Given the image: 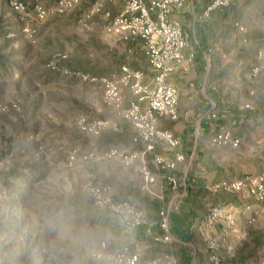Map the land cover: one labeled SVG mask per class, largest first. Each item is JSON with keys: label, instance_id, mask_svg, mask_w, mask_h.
Returning a JSON list of instances; mask_svg holds the SVG:
<instances>
[{"label": "rangeland", "instance_id": "obj_1", "mask_svg": "<svg viewBox=\"0 0 264 264\" xmlns=\"http://www.w3.org/2000/svg\"><path fill=\"white\" fill-rule=\"evenodd\" d=\"M20 1L29 8L56 2ZM79 13L40 21L0 0V264H124L123 249L135 247L143 260L162 258L149 251L160 243L140 231L144 224L128 227L126 212L105 204L107 198L129 201L140 210L142 201H150L155 187L144 181L141 167L145 163L154 172L151 154H142L144 145L132 140L133 128L99 84L47 67L59 53L66 55L61 65L67 69L118 75L121 64L133 68L123 48L141 52V43L113 46V34L91 29L88 18L78 23ZM134 58L143 63L140 55ZM134 99L123 87L121 109ZM97 122L103 126L92 128ZM111 148L119 156H108ZM228 250L215 254L219 264L232 258ZM253 250L257 263L248 257L239 264H264V248Z\"/></svg>", "mask_w": 264, "mask_h": 264}, {"label": "crops", "instance_id": "obj_2", "mask_svg": "<svg viewBox=\"0 0 264 264\" xmlns=\"http://www.w3.org/2000/svg\"><path fill=\"white\" fill-rule=\"evenodd\" d=\"M95 1L99 0H90L89 4ZM210 1L187 0L182 9L172 12L183 27L187 46L182 61L167 77L178 92L176 118L160 119L159 127L169 130L180 143L174 149L157 145L155 151L165 160L176 154L182 155V160L172 171L154 167V193L150 201L140 203L148 219V225L140 231L150 238L147 229L162 234L158 210L168 209L175 190L181 195L178 205L168 210L170 227L178 231L170 232L173 241L150 247L149 251L162 257L157 264H164L165 254H171L177 264H210V256L219 254L221 248L229 249L232 255L222 264H239L248 257L251 263L256 260L253 249L264 248V199L255 201L246 192L211 191V186L220 180L264 172V71H253L260 64L259 53L264 52V25L259 20L264 19V0H229L221 11L206 12ZM120 6V0L102 1L100 12L88 18L86 24L103 32L104 12L113 16ZM113 39L118 41L113 46L122 45V40L116 36ZM123 49L132 56L133 68L121 64L118 73L122 66L142 71L145 65L150 70L142 49L140 52L133 45ZM137 55L143 63L134 58ZM152 75L145 74L143 82L150 83ZM221 129L228 132L229 140L213 142ZM168 175L177 182L175 190L167 183ZM231 206L237 207V213L229 227L223 217L212 219L207 212L217 207L224 216ZM222 231L227 238L217 240L215 250L198 235L218 239ZM241 247L252 250L239 252Z\"/></svg>", "mask_w": 264, "mask_h": 264}, {"label": "built area", "instance_id": "obj_3", "mask_svg": "<svg viewBox=\"0 0 264 264\" xmlns=\"http://www.w3.org/2000/svg\"><path fill=\"white\" fill-rule=\"evenodd\" d=\"M102 1L105 0L95 1L85 9L81 8L82 0H56L52 6L46 7L37 4L31 8L20 0H10V4L18 14L29 16L30 13H33L36 19L40 21L52 16L75 15L77 11H81L78 21L82 22L100 12ZM120 2V9L115 15L111 16L108 11L104 12L106 18L105 29L120 40L141 41L148 65L153 71L150 83L143 82L145 75L143 71L132 70L127 66H122L121 73L118 75L102 77H96L76 69H67L61 65V62L66 59V55L59 53L53 55L48 61L47 67L53 71L70 75L82 82L99 84L103 89L106 100L119 113L123 114V117L127 119L133 128V141L144 145L142 154L145 152L151 154L152 164L156 169L172 171L175 169L176 162L182 160V155L176 154L174 158L165 160L161 154L155 151V147L163 145L174 149L180 143L179 139L169 130L159 127V120H173L177 115L178 92L174 86L167 82V77L174 66L182 61L187 39L182 25L172 17V12L182 9L187 0H120ZM228 3L229 0H211L206 12L221 11ZM259 56L261 61L254 68V72H257L258 68L264 71V52L259 53ZM123 87H129L135 95V99L129 102L126 110L121 109ZM83 124L84 120L82 119L80 125L83 127ZM102 126L101 122H97L91 127L100 129ZM227 140H229V134L223 129L213 138V142H225ZM233 143L236 144V141H233ZM107 155L119 156L118 152L112 148L108 150ZM141 172L146 183L154 182V173L149 170L145 163L142 164ZM167 183L173 190L177 187V182L172 175L167 176ZM211 191L229 194L246 192L255 201H261L264 199V172L254 177L220 180L211 186ZM180 200L181 195L175 190L168 209L160 208L158 210V225L162 234H154L147 229L152 242L168 245L173 241L174 237L169 231L168 210L178 205ZM105 204L110 211L115 213L125 211L126 215L123 218L131 222L128 226L130 228L143 224L148 225V219L143 210H138L137 205L129 201L116 203L107 198ZM207 212L212 219L223 217L229 227L234 223L237 207L231 206L230 211L224 213V216L217 207H211ZM223 235H226L225 231L219 234L218 239L209 241V248L215 250L217 240H224ZM122 255L124 264H157L156 259L143 260L139 247L132 250L124 248ZM209 261L210 264L220 263L215 254L210 256ZM164 264H177V262L171 254H165Z\"/></svg>", "mask_w": 264, "mask_h": 264}, {"label": "trees", "instance_id": "obj_4", "mask_svg": "<svg viewBox=\"0 0 264 264\" xmlns=\"http://www.w3.org/2000/svg\"><path fill=\"white\" fill-rule=\"evenodd\" d=\"M205 212H206V211H202V214H205ZM169 219H170V214H169ZM169 231H170L171 233H175V234H176V232H178V231H176V229H175V230L173 229V231H172V229H171V227H170V224H169ZM188 237H189V239H192V238H193V235L190 234Z\"/></svg>", "mask_w": 264, "mask_h": 264}]
</instances>
